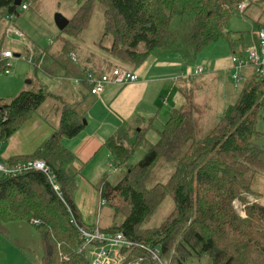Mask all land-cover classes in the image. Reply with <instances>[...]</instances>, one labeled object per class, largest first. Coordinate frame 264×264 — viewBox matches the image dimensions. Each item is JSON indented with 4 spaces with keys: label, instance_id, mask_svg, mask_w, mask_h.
I'll return each mask as SVG.
<instances>
[{
    "label": "trees",
    "instance_id": "trees-1",
    "mask_svg": "<svg viewBox=\"0 0 264 264\" xmlns=\"http://www.w3.org/2000/svg\"><path fill=\"white\" fill-rule=\"evenodd\" d=\"M99 1L104 6V35L113 39L105 49L139 66L152 52L170 44L176 17H188L185 37L192 42L196 55L226 37V28L238 5L252 0ZM79 2L80 7L63 30L75 38L88 27L95 0ZM3 10L8 16L17 13L18 6L14 0H0V14ZM259 25L264 28V19ZM72 54L76 55L75 47L67 39L57 54L35 49L33 62L47 74L80 78L88 94H92L87 81L90 69L80 65ZM184 54L189 56V52ZM0 69L4 71L2 62ZM49 95L53 94L45 89L24 90L1 105L6 119H0V140L5 143ZM55 97L61 98L60 121L50 138L35 153L7 160L16 163L43 159L51 168L54 183L36 169L0 176V229L5 230L4 224L10 221L34 224L37 220L44 249L42 264H89L88 245L80 228L91 230L98 225L89 226L82 219L75 201L80 171L73 167L74 153L63 143L64 138L75 137L83 130L87 107L84 99L67 102L62 96ZM261 108L264 77L257 74L245 84L230 113L207 134L199 133L195 108L188 103L172 110L158 129L159 140L150 144L136 164L130 159L147 141V129H136L129 140L122 135L110 138L107 146L113 162L126 170L116 184L102 180L99 191L103 204L114 208V220L123 216V221L100 229L106 233L123 231L132 240L160 247L170 264H186L192 256L207 257L210 264H264V202L250 204L246 197L264 196V189L256 187L258 173L264 172L263 149L256 144L261 137L256 128ZM124 131L123 127L119 134ZM159 160L170 163L173 171L167 181L149 186L150 170ZM169 195L175 201L172 212L161 225L143 230ZM236 200L246 204L245 216L235 208ZM134 254L144 256L143 264H158L143 250H134Z\"/></svg>",
    "mask_w": 264,
    "mask_h": 264
},
{
    "label": "rangeland",
    "instance_id": "rangeland-1",
    "mask_svg": "<svg viewBox=\"0 0 264 264\" xmlns=\"http://www.w3.org/2000/svg\"><path fill=\"white\" fill-rule=\"evenodd\" d=\"M22 2L28 3L29 8L22 9L21 5L18 6V12L11 14L12 20H9L8 13L4 10L0 14V48H6L15 54H20V56L12 59L13 66L10 74H5L0 69V106L9 103L12 97H15L22 89L31 91L45 89L49 93H56L65 97L73 92L79 93L78 88L72 82L73 79L69 78L72 76L60 77L58 76L59 74H47L30 59V55L31 53L34 54L35 49L49 50L55 54L59 53L67 39L73 42L77 53L79 52L76 47L79 46V48L84 50V54L94 53L113 62L116 59L119 60L120 66H124L121 68H126L121 63L129 62L116 56L114 57L112 54L110 56L105 49L112 45L113 39L110 35H104V6L99 0L94 2L93 13L88 27L76 38L70 37L59 29L55 22V15L61 13L69 19L72 18L80 7L79 0H23ZM246 2L248 6L244 11L239 9L234 11L226 28L227 36L199 51L196 55L192 49V42L185 37L188 26L185 21H187L188 17H176L172 25L173 34L170 44L164 46L163 50L152 52L145 60L154 58L171 62L174 59L182 60L183 63H181L180 67L183 68V73L180 77L193 75L195 68L199 65L205 67V74L213 72L212 79L206 83V86H195L196 88L188 92L187 95L189 103L195 108L200 134L209 133L222 116L230 113V109L238 103L245 84L257 75L256 67L250 65L236 68L233 62L234 56L238 58L246 57L250 47L258 43L259 24L264 19V0ZM11 23H14L21 30L22 36L7 33ZM141 49H143V45H141ZM184 52H189V56H185ZM135 69H138V67L133 70ZM234 72L241 76L240 81L234 80L232 76ZM135 73L139 76L137 71ZM128 84L130 83L120 85L125 87ZM18 87L20 88L18 89ZM91 100L92 97L88 99V101ZM57 104L60 105V102L54 96L49 95L40 106L38 112L47 114L51 119H55L50 109H53L54 106L57 107ZM167 105L165 100H158V108H162V110L164 108L168 109L166 118L170 117L172 112V107ZM163 123L165 122H155L154 125L146 128L145 137L147 141L137 147L130 159L131 163L136 164L140 161L150 144L159 140V133L155 128L161 129L164 126ZM151 124L152 122L148 125ZM138 128L143 129L141 124L136 129L138 130ZM256 128L261 131V137L256 141V144L263 149L264 158V108L258 111ZM127 131L129 132V128L121 132L119 136L122 135L127 140L135 136V131L133 130L132 133L129 132L125 135ZM124 144L128 146L129 142L126 141ZM113 161V156L106 160L107 166H112V168L109 169L108 176H103L104 178L100 180L101 182L106 179L112 184H116L124 175L126 168L120 166V169H118ZM172 171L173 166L170 163L159 160L154 168L150 170L149 186L157 182L167 181ZM256 179L258 180L256 187L263 190L264 172H259ZM174 206L173 196H167L150 220L143 225V230L161 225L172 212ZM236 206L240 214H243L245 207L243 200H238ZM20 221L26 220H19L14 223L10 221L11 223L4 224L5 230L0 229V264H42L44 249L41 232L36 225L28 221L21 224ZM122 221L123 216H119L117 220H114V208L109 203H105L97 212L94 222L103 229L113 223ZM87 256L89 264H91L93 260L91 250L87 251ZM189 259L186 264H210L207 257L198 259L192 256Z\"/></svg>",
    "mask_w": 264,
    "mask_h": 264
},
{
    "label": "crops",
    "instance_id": "crops-1",
    "mask_svg": "<svg viewBox=\"0 0 264 264\" xmlns=\"http://www.w3.org/2000/svg\"><path fill=\"white\" fill-rule=\"evenodd\" d=\"M77 48L79 53L75 50L76 59L85 69L102 74L120 66L119 60L115 59L113 62L94 53L84 54L83 49L79 46ZM108 53L112 56L109 51ZM181 63L183 61L178 59L171 62L155 58L148 59L139 66L122 62L121 64L129 70L137 71L138 81L131 82L125 87L119 83L111 82L106 85L99 96L88 94L83 84H76L74 81L72 82L78 88L79 93L73 92L67 97L51 93L54 97L55 95L62 96L67 102L84 99L87 107L83 130L75 137L63 139L65 146L75 155L73 167L76 171H80L75 201L82 219L87 225L96 224L94 222L96 214L104 205L100 196L99 182L104 178V175H109L108 171L112 168L106 163V160L112 156L107 141L113 137L119 138V132L123 127L125 130L129 128V132L132 133V130L135 131L140 124L143 129H146L148 126L154 125L155 122L166 123L169 119V117L166 118L168 109L158 108V100H165L167 106H171L172 110L187 106L189 103L188 92L196 88L195 86H206V83L212 79L213 72L205 74V67L200 65L195 68L193 75L180 77L183 73V68L180 67ZM135 67H138L135 69L136 71L133 70ZM199 67H203L202 73H196ZM58 76L67 77L64 74ZM69 78L72 80L75 77ZM22 91L24 90H20L19 93ZM85 95L87 96L84 98ZM91 97L92 100L88 101ZM55 98L59 102L61 101V98ZM60 106L61 104H57V107L54 106L53 109H50L55 119H51L47 114H41L38 109L5 143H2L0 156L9 160L35 153L58 126ZM151 122L152 124L148 125ZM138 129L140 130V128ZM155 130L158 129L155 128ZM129 132L127 131V133ZM117 168L120 169V167ZM14 222L16 221L12 223ZM23 222L26 221H20L21 224Z\"/></svg>",
    "mask_w": 264,
    "mask_h": 264
},
{
    "label": "built area",
    "instance_id": "built-area-1",
    "mask_svg": "<svg viewBox=\"0 0 264 264\" xmlns=\"http://www.w3.org/2000/svg\"><path fill=\"white\" fill-rule=\"evenodd\" d=\"M248 6V3L242 2L238 5V9L244 11ZM22 9H28L29 4L22 2ZM12 20V16L8 15ZM7 33H14L20 36L23 33L11 23L10 27L7 30ZM17 55L13 53L11 50L6 48H0V62L4 64V73L10 74L12 72L13 62ZM20 56V55H19ZM72 57L76 59L75 55L72 54ZM30 59L33 61V53L30 55ZM233 62L236 68H242L246 66H254L257 68V74L261 77H264V28L260 27L258 31V43H255L247 52L246 57L238 58L233 57ZM203 67H199L196 73H202ZM234 80L240 81L241 76L238 73L232 74ZM139 76L126 68L115 67L109 72H105L102 74H97L93 70H87V81L91 86V92L94 95H101L104 91L107 84L111 82L119 83V84H127L131 82L138 81ZM73 81L76 84L81 83L80 78H73ZM6 117L3 115V111L0 107V119ZM3 141L0 140V148ZM41 170L45 172L50 180L54 183V176L51 172V168L48 163L40 158L22 160L16 163H9L7 160L3 159L0 156V176L2 175H14L19 174L28 170ZM57 189L58 186L54 184ZM248 203H256L263 200L261 196L247 194ZM236 200L234 202L235 208ZM105 201H103L104 203ZM246 206V204L244 203ZM244 207V206H243ZM242 207V208H243ZM245 209V207H244ZM239 212V211H238ZM240 213V212H239ZM242 216H245L246 213L243 211ZM35 225H38L39 222L37 220L34 221ZM81 235L84 238L86 244L88 245L87 249L91 250L93 260L91 264H143L144 256L143 255H135L134 250H143L146 253L150 254L152 259L156 261L158 264H170V261L167 257L162 254V250L160 247H153L150 244H145L141 242H137L132 240L127 234L123 231H117L113 233H106L100 229V227H95L91 230L86 228H80ZM87 250V251H88Z\"/></svg>",
    "mask_w": 264,
    "mask_h": 264
},
{
    "label": "water",
    "instance_id": "water-1",
    "mask_svg": "<svg viewBox=\"0 0 264 264\" xmlns=\"http://www.w3.org/2000/svg\"><path fill=\"white\" fill-rule=\"evenodd\" d=\"M23 0H14V4L16 6H20L22 4ZM55 22L57 24V26L59 27L60 30H64L70 23V19L65 17L63 14L61 13H57L55 15ZM17 56H19V54H16Z\"/></svg>",
    "mask_w": 264,
    "mask_h": 264
}]
</instances>
